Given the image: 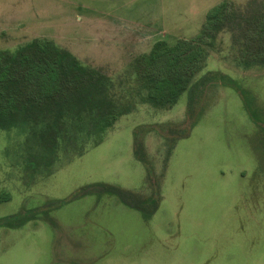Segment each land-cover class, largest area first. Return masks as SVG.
<instances>
[{
  "label": "rangeland",
  "instance_id": "rangeland-1",
  "mask_svg": "<svg viewBox=\"0 0 264 264\" xmlns=\"http://www.w3.org/2000/svg\"><path fill=\"white\" fill-rule=\"evenodd\" d=\"M250 1L0 0V51L47 39L121 91L155 43L190 39L212 7ZM230 41L218 37L201 75L236 87L137 105L82 155L71 147L31 166L40 150L0 131V264H264V68L237 67ZM99 184L158 208L143 219Z\"/></svg>",
  "mask_w": 264,
  "mask_h": 264
},
{
  "label": "trees",
  "instance_id": "trees-1",
  "mask_svg": "<svg viewBox=\"0 0 264 264\" xmlns=\"http://www.w3.org/2000/svg\"><path fill=\"white\" fill-rule=\"evenodd\" d=\"M224 33L230 35L237 67L264 68V0H251L243 8L222 2L206 13L200 31L190 39L155 43L134 58L121 91L100 70L84 66L47 39L0 51V131L24 133L26 143L40 150L30 156L31 166L42 163L47 168L71 147L82 155L137 105L167 109L185 93L190 102L200 100L201 88L208 84L236 87L218 73L201 75L210 51H219L218 37ZM97 187L143 219L158 208V198L114 185Z\"/></svg>",
  "mask_w": 264,
  "mask_h": 264
}]
</instances>
